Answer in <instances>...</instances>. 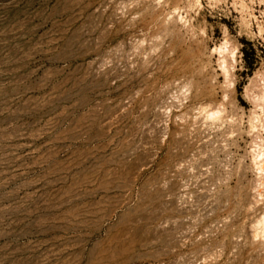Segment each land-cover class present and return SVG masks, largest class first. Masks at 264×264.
<instances>
[{
  "label": "rangeland",
  "instance_id": "1",
  "mask_svg": "<svg viewBox=\"0 0 264 264\" xmlns=\"http://www.w3.org/2000/svg\"><path fill=\"white\" fill-rule=\"evenodd\" d=\"M262 96L264 0H0V264H264Z\"/></svg>",
  "mask_w": 264,
  "mask_h": 264
},
{
  "label": "bare ground",
  "instance_id": "2",
  "mask_svg": "<svg viewBox=\"0 0 264 264\" xmlns=\"http://www.w3.org/2000/svg\"><path fill=\"white\" fill-rule=\"evenodd\" d=\"M227 47V40H224V42L222 43V45L217 49L219 52H221V51H224L225 50V48ZM227 53V52H226ZM223 61V60H222ZM225 66V65H224ZM224 68V67H223ZM225 69V68H224ZM223 69V70H224ZM226 73V72H225ZM262 97H264V96H262ZM260 98V97H259ZM262 100V99H261ZM260 101V100H259ZM262 101H264V100H262ZM262 104H264V103H262ZM262 110V109H261ZM214 114H216V113H214ZM213 114V115H214ZM253 116V115H252ZM210 117V116H209ZM212 117V116H211ZM261 125V124H260ZM255 129V128H254ZM253 145V144H252ZM262 145V144H261ZM257 147V146H256ZM261 151V150H260ZM258 152V151H257ZM255 155V154H254ZM256 156V155H255ZM258 158H259V160H261L262 161V159H264V154H261L260 153V156H258ZM258 160V161H259ZM260 161V163H259V166H258V168H257V170H258V173H260V174H262V175H264V163H262ZM261 224L262 225H264V216H262V218H261ZM259 222V223H260ZM260 225V224H259Z\"/></svg>",
  "mask_w": 264,
  "mask_h": 264
}]
</instances>
